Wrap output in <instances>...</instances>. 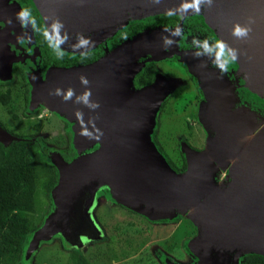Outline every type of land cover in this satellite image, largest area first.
Here are the masks:
<instances>
[{"label": "rangeland", "instance_id": "1", "mask_svg": "<svg viewBox=\"0 0 264 264\" xmlns=\"http://www.w3.org/2000/svg\"><path fill=\"white\" fill-rule=\"evenodd\" d=\"M11 1L13 0H7L5 3H10ZM49 1L50 3L48 4L44 3V5H41L40 2L38 4L42 9L45 21L49 26L48 31H51V36L54 41L56 40L55 42L62 49L72 50L75 53H79L80 51L85 52L86 50L97 47L96 51L101 52L102 56L95 62L85 66L54 70L55 72L49 75L50 79L43 84V87L39 88L41 93L46 90L49 94V99L45 98L41 100L42 105L46 104L49 108L47 115H43L48 121L41 120L39 122L40 124L37 123V125L28 126L30 128L23 127V132L27 131V133L32 134L28 140L20 138L10 140L9 138L5 142L6 150L9 152L8 156L10 155L9 160L14 164H17L18 162L16 161H19V151L23 152L27 147L37 146L48 162L54 167L46 175V182L56 178V182L53 184L51 192H49L51 193V198H47V196L44 198L43 206L47 209L43 214L45 215L44 219L38 229L31 235L24 250L23 264H33L34 261H40V264H73L71 256L74 250L79 251V248H83V252L93 259V264H115L121 260H126L128 256V258L136 257L134 264H163L161 261L171 262L168 259L170 258L169 255L172 256L174 254L176 260L184 264L183 262L188 260L191 254L193 255L189 248L191 239L200 233L197 217L190 215L188 211L182 212V210L174 209L170 216L160 219H150L147 215L130 209L124 202L116 198L110 186H102L96 190L92 200H89L86 211L90 219L88 223L99 232V235H108L109 241L102 240L100 239L101 237L95 240H86L87 237H83V242L79 240V242L68 244L65 239L60 237L59 232L52 234L49 238H42L40 230L49 221V217H52L55 211L54 218L56 219L59 216H57V202L54 199V190L60 185L61 181V171L58 167V162L61 160L66 164H70L81 156L83 154L82 152L90 153L96 151L97 149H94L95 144L91 147L90 145L101 141V138L104 139L101 136H106L108 142L112 144V147H115L119 138H129L131 130H134L135 136L145 143V146H141L140 150L149 152L151 151V146L145 142L146 138H144V134L149 133L152 135L157 124V141H154L153 136L152 141L169 164L170 162L166 155L160 151L159 145L164 148L165 152L176 165L181 166L182 159L180 151L183 157H185L184 152L181 150V144L183 142H187V140H190V138L196 135V137L200 136L201 139L206 140L204 144H197L196 147H193L194 149L203 151L207 144L206 141L209 131L203 125L204 123L200 112L202 107H204L203 110L205 111V106L201 100V96H205L201 83L208 82L205 86L206 94L209 100L214 101L213 105L218 104L216 106L221 108L226 106L225 100L217 98L219 97L217 94L221 95L222 88L213 85L210 86L209 81L212 75L209 73L215 71V77H220L224 81V86L228 87L225 92H229V95L232 97L233 104L230 105L232 111L245 109L255 116L257 120L259 118V120L264 119V110L262 109V105H264V79L257 77L255 79L251 72L250 62L238 56L234 45H231L224 39V24L217 22L209 24L210 33L215 34V39L213 37L205 38L203 35L197 44H194L195 49L191 50V53H189L188 48L181 49L179 47L181 45L178 42L181 43L180 39H185L190 30L188 27H181L175 37L177 45L174 48L165 46L163 53L159 55L155 54V51L151 49L152 54L151 52L147 54L143 52L140 56L133 58V62L138 64L136 71L143 69L149 61H154L156 62L155 65H157L158 77L160 79L164 81H176V84L168 95L169 97L167 96L168 92L166 94L163 92L164 87L167 85H159L153 91L148 92L146 102L143 105L142 100L136 98L139 92L130 90L132 79H130L129 75L131 71H134L132 48L129 46L131 49H119V47L114 51L122 41L114 43L116 46L114 47L110 39H116L117 36L114 37L112 35L118 34L120 29L124 30L130 23L139 21L146 22L157 16L182 12L175 8L166 12L159 9V11L150 10L149 12L142 10L140 15L138 13V16H130V19L126 23L121 20H116L114 23L107 25L103 23L98 26V32L94 25L89 24L85 28V31L80 33L76 38L65 40L68 43L62 40L63 33L56 19L59 10L62 11L61 3L58 0ZM120 4L111 2L109 18L117 15L119 18L122 17L125 19L130 11L124 8V11H121L120 17ZM5 9L6 7L4 6L3 11H1L0 6V17L2 18H4L3 13ZM54 10L56 13H54L55 16L51 14ZM187 14L192 15L197 20L200 15L205 19V22L211 23L210 20L212 18L210 12L203 0L196 1L194 9L187 12ZM120 23L125 24L117 28L112 35L107 37L108 33L112 31L111 29ZM177 26L160 24L149 27L146 30L151 32L155 29L165 28L171 31L177 28ZM166 38L167 35L162 34L160 30H156L146 35L144 40L161 42ZM210 42L213 43L208 45ZM138 44L136 43L135 46H139ZM184 50L185 52H183ZM113 51L114 53L111 54ZM201 62L206 63L205 66L201 67L207 71L198 73L194 71V67L198 68L197 65ZM201 67H199V70H202ZM35 85L37 87V84ZM128 91L133 93L136 101L132 103L125 102L123 106L124 100H127L129 97ZM51 93L54 97L50 96L52 95ZM36 94H38L37 90L33 94L34 100L35 97L39 98ZM95 94H98V97L104 101V105H97L95 103L97 101ZM158 104L161 107L164 104L162 109ZM11 105L13 109H16L17 106L22 108L19 102H14L9 106ZM57 105L60 108H64L58 110ZM116 106L120 107L119 112L122 117L116 113ZM0 109L2 110V108ZM156 109L157 111L155 113ZM156 114H159L160 117L158 118V123L154 120ZM63 118H66L70 123L69 126L73 124L75 131L81 129L83 133L79 134L77 132L78 134H73L74 131H71L68 138L66 135L58 137L55 140L57 144L53 145L48 140L51 137L50 131L60 133L61 128H66L67 126H64L65 121ZM263 123H260V127ZM188 127L191 129L190 131ZM19 143L22 144L17 146L16 144ZM60 146L63 147V150L60 149ZM66 149L71 152L73 151V154L70 156V152ZM186 167L187 161L184 168L175 170L177 172H183L186 171ZM224 172L228 173V171ZM223 173H221L220 179L223 178ZM111 216L113 219L110 221L107 220V217ZM155 225H158V227ZM155 228L158 229L155 230ZM114 231H118L120 237L130 235L134 239L131 247H126L127 244L125 242L120 243L116 239L115 236L117 234ZM112 237L114 239L113 247L115 248L113 249L117 250L119 254L122 253L118 248L126 251L131 248H138L134 253L126 255V257L120 260L112 259L111 256L109 257L108 249L105 246V244L110 242V238L112 239ZM166 238H169V240L165 241ZM157 239L161 250L155 252ZM33 240L35 241L33 242ZM36 240H38L37 243ZM147 243L149 247H146ZM186 243L187 246H185ZM176 249H179L180 253H174ZM138 252H141V254L135 256V253ZM142 258L146 262L139 261ZM113 260H116V262L114 263ZM125 262L119 264H124Z\"/></svg>", "mask_w": 264, "mask_h": 264}, {"label": "water", "instance_id": "2", "mask_svg": "<svg viewBox=\"0 0 264 264\" xmlns=\"http://www.w3.org/2000/svg\"><path fill=\"white\" fill-rule=\"evenodd\" d=\"M37 1L41 5L50 3L49 0ZM196 1L199 0H58L62 11L59 10L56 19L63 33L62 40L68 42L65 40L76 38L89 24L94 25L98 32L99 25L111 24L116 20L126 23L130 16H138L142 10L166 12L175 8L185 16L194 9ZM111 2L121 3L120 17L124 8L130 11L125 19L117 15L109 18ZM203 2L212 18L209 24H224L226 40L234 45L238 56L250 62L255 79H264V0ZM54 13L55 10L51 12ZM124 24L115 25L108 34ZM180 27L181 23L171 31L165 28L151 31L160 30L167 35L163 39L165 41L144 40L151 33L144 30L123 40L114 49L116 51L119 47L127 49L131 46L134 71L129 75L132 79L130 90L139 92L136 98H140L143 105L148 92L156 86L166 84L163 90L166 94L176 81L161 79L135 89L133 77L138 72V64L133 62V58L143 52L150 53L151 49L159 55L165 46L174 48ZM136 43L139 46L136 47ZM210 75V86L222 88L217 98L225 100L226 106L221 108L216 106L218 104L213 105L214 101L209 100L206 94L205 86L208 82L201 83L205 94V111L202 107L200 112L209 134L203 151L194 149L187 142L181 144L187 161L186 171L177 172L166 161L149 133L144 134L145 142L151 146L149 152L140 150L145 143L135 136L134 130L130 131L128 139L119 138L116 148L112 147L106 136H101L104 139L90 145L99 144L100 148L96 151L85 152L70 164L59 160L61 181L54 190L59 216L56 219L54 214L49 217V221L40 230L41 237L46 239L60 232L65 236L66 243H76L66 234L82 215V202H87L88 195L89 200H92L100 187L110 186L116 198L150 219L170 216L174 209L188 211L197 217L200 233L189 243V248L199 258L196 264H238V257L245 253L264 256V123L260 127L264 119L257 120L245 109L232 111V97L229 92H225L228 87L224 86L220 77ZM129 92L123 106L125 102L136 101L133 93ZM95 96L97 105L105 104L98 94ZM120 107L115 108L116 113L122 117ZM62 108L57 106L58 110ZM154 120L157 121V114ZM77 132L83 133L81 129ZM9 136L8 132L0 129V140L6 142ZM221 171L228 173L224 179L217 180Z\"/></svg>", "mask_w": 264, "mask_h": 264}, {"label": "flooded vegetation", "instance_id": "3", "mask_svg": "<svg viewBox=\"0 0 264 264\" xmlns=\"http://www.w3.org/2000/svg\"><path fill=\"white\" fill-rule=\"evenodd\" d=\"M5 1L7 0H0L1 11H3L4 6L6 7L3 13L4 18L0 17V108H2V110L0 109V129L5 130L9 133L10 140H13L15 138L28 140L29 137L19 135L28 134L27 131H22L23 127L30 128L28 126H32L34 124L37 125V123H39L41 120H44L45 122L48 121V119L44 116L47 115V111L49 110V108L46 106V104L42 105L43 103L41 100L45 98L49 99V94L48 92H46V90L41 93L39 91V88L43 87V84H45L47 80L50 79L49 75L51 73H54V70L88 65L98 60L102 56V54L101 52L96 51L97 47L86 50L85 52L80 51L79 53H75L72 50L62 49L61 46L55 42L56 40L54 41V39L52 38L51 31H48L49 26L45 21L42 9L40 8L37 0H13L10 3H5ZM166 15L170 17V20H172V23L170 25L179 26V24L181 23V27H188L190 29L188 31L189 34L187 33L185 39L181 38V43L178 42V44L181 45L179 47L181 49L188 48L189 53H191V50L195 49L194 44H197V42L202 38L203 35L205 36V38L213 37L215 39V34L210 33L209 23L205 22V19L200 15L198 20L196 18H193L192 15L186 14L185 16H183V13L178 12L169 13ZM121 31L123 30L120 29L118 34H108L107 37L112 35L114 37L117 36L116 39H118ZM195 31H197V35ZM116 39H110V41L113 43L112 46L114 47H116L114 44L116 43ZM224 39L226 40V38ZM211 43L213 42H210L208 45H210ZM55 44L58 46H56ZM183 52H185V50ZM94 53L96 54V56H94ZM149 62H152L154 65L156 64V62L154 61ZM205 65L206 63H199L197 65L198 68L194 67V71H197L198 73L207 71L205 68L201 67ZM155 66L157 68V65ZM199 67H201L202 70H199ZM136 74L133 77V81L136 77ZM158 74L159 73L157 70L153 82L140 87L134 86V88L139 89L151 85L156 80L160 81L161 79L158 77ZM209 74H216V72H210ZM35 84H37V87ZM34 89L37 90L38 94H36V96L39 97H35V100L33 95L35 93ZM50 96L54 97L53 94ZM4 98H8V103H4ZM201 100L202 102L205 100L204 95L201 96ZM14 102H19V105L22 108L17 106L16 109H13L12 105L9 106ZM158 118H160L159 114L157 115V123ZM63 120L65 121L64 126H67L66 128H61L60 133L50 131L51 137L48 140L49 142L53 143V145L57 144V141L55 140H57L58 137L66 135L68 138L71 131H74L73 134L76 133L75 128H73V124L69 126L70 123L66 120V118H63ZM155 129L158 130L157 124ZM188 129L189 131L191 130L189 127ZM56 134L58 135L55 136ZM205 140L201 139L200 136L196 137L195 135L193 138H190V140H187V142L190 144V146L196 147L197 144H204ZM0 142L5 145L4 141L0 140ZM99 148V144H96L94 149ZM60 149L63 150V147L60 146ZM67 151L69 152V150ZM88 205L89 195L87 202H82V207L80 208V210L83 208L82 215L78 217L77 220H75L74 225L69 228L66 235H69L76 242H79V240L83 242V237H87L86 240H95L96 238L101 237L100 239L109 241L108 235H99V232H97L96 229L88 223L90 222V219L86 212ZM55 213L56 211L54 212V214ZM107 218V220L109 221L113 219L112 216ZM155 226L158 227V225ZM157 229L158 228H155V230ZM58 234L64 239L65 236L62 235V233L59 232ZM118 238H120V234H118ZM166 240H169V238H166L165 241ZM113 241L114 239L112 237V239L110 238L109 243L105 244L104 242L107 249L109 248V246L113 247ZM156 245L157 248L154 251H160L161 247L158 243V239ZM185 246H187V243L185 244ZM146 247H149L148 243L146 244ZM80 249L81 251H83V248ZM141 252L135 253V256H139ZM174 253H180L179 249H176ZM253 254L254 253H245L240 255L237 261L238 264H253V260L255 259L254 258L252 260L251 258ZM174 255H169L170 258L168 259L171 262L161 261V263L181 264L179 263V260H176V256ZM128 257L126 258V260H121L118 263H115L116 260H113V262L115 264H119L128 260L124 264H134L136 257ZM140 260L146 262L143 258L139 259V261ZM197 262H199L198 256L191 254V257L189 256V259L183 263L196 264Z\"/></svg>", "mask_w": 264, "mask_h": 264}, {"label": "trees", "instance_id": "4", "mask_svg": "<svg viewBox=\"0 0 264 264\" xmlns=\"http://www.w3.org/2000/svg\"><path fill=\"white\" fill-rule=\"evenodd\" d=\"M171 23L172 20L167 15L157 16L146 22H133L121 31L119 38L115 41H123L149 27ZM94 56H96L95 53ZM156 73V66L152 62H148L143 69L137 72L133 85L140 87L153 82ZM3 101L5 104L8 103V98H4ZM262 109L264 110V105H262ZM156 131L155 129L152 134L154 141H157ZM19 135L30 137L32 134ZM20 144L22 143L16 145L19 146ZM159 149L166 155L174 169L180 170L185 167L186 161L181 151V166H178L168 156L162 146L159 145ZM7 152L6 146L0 142V264H23L24 250L31 235L38 229L44 219L45 215L43 214L47 211L43 206L44 198L46 196L47 198H51V193L49 192H51L56 178L46 182V175L54 167L48 162L37 146L27 147L23 152L19 151L20 158L19 161H16L18 162L17 164L9 160L10 155L8 156L9 152ZM69 152L71 156L73 151ZM114 233L117 234L118 231H114ZM112 236L114 237L113 234ZM115 237L120 243L125 242L127 244L126 247H131L134 241L130 235L118 238L117 234ZM113 248L112 246L108 248L109 257L111 256L112 259L120 260L126 257V255L134 253L138 247L127 251L118 248L122 254H119ZM78 250L72 251L71 259L73 264L94 263L93 259L83 251H80V248ZM251 258L252 260L255 258L253 264H264L263 255L254 253ZM39 262L34 261L33 264H40Z\"/></svg>", "mask_w": 264, "mask_h": 264}, {"label": "clouds", "instance_id": "5", "mask_svg": "<svg viewBox=\"0 0 264 264\" xmlns=\"http://www.w3.org/2000/svg\"><path fill=\"white\" fill-rule=\"evenodd\" d=\"M223 172H224V171L219 172L220 174H219L217 180H222V179H224V178L226 177L227 172H224V173H223ZM221 173H223V178L220 179L219 177H220Z\"/></svg>", "mask_w": 264, "mask_h": 264}]
</instances>
